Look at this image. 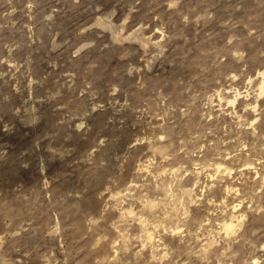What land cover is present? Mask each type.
I'll list each match as a JSON object with an SVG mask.
<instances>
[{"label": "rangeland", "instance_id": "obj_1", "mask_svg": "<svg viewBox=\"0 0 264 264\" xmlns=\"http://www.w3.org/2000/svg\"><path fill=\"white\" fill-rule=\"evenodd\" d=\"M262 85L264 0H0V264H264Z\"/></svg>", "mask_w": 264, "mask_h": 264}, {"label": "clouds", "instance_id": "obj_2", "mask_svg": "<svg viewBox=\"0 0 264 264\" xmlns=\"http://www.w3.org/2000/svg\"><path fill=\"white\" fill-rule=\"evenodd\" d=\"M177 172H182V167L176 170ZM187 175V173H184V175H179L176 177V179L174 180V183H178L180 180H183L184 177ZM240 219H244L243 216L240 217ZM239 227L242 229L243 225H239ZM221 234H217V236H220ZM136 239H139V237H137ZM207 246L203 248V251L207 252L209 251V249L213 246V244H218L219 241L218 240H214L211 243L208 242H204ZM167 256V253H165V257Z\"/></svg>", "mask_w": 264, "mask_h": 264}, {"label": "bare ground", "instance_id": "obj_3", "mask_svg": "<svg viewBox=\"0 0 264 264\" xmlns=\"http://www.w3.org/2000/svg\"><path fill=\"white\" fill-rule=\"evenodd\" d=\"M263 89H264V88H263V85H262V86H261V92L263 91ZM260 95H261V94H260ZM262 95H263V94H262ZM237 96H240V93H239V92H238V94L236 95V97H235L233 100L231 99L232 104H234V101L237 99ZM229 100H230V99H229ZM236 101H237V100H236ZM229 102H230V101H229ZM231 102H230V103H231ZM228 227H229V229L231 230V227H232V226H231V225H228Z\"/></svg>", "mask_w": 264, "mask_h": 264}]
</instances>
